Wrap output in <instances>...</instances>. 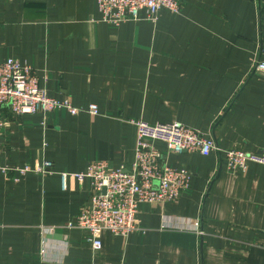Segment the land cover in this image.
<instances>
[{"label":"crops","instance_id":"1","mask_svg":"<svg viewBox=\"0 0 264 264\" xmlns=\"http://www.w3.org/2000/svg\"><path fill=\"white\" fill-rule=\"evenodd\" d=\"M156 22L101 20L96 0H0V62L31 66L50 96L99 114L61 108L12 116L0 135V163L46 173L0 172V264H264V165L227 170L219 150L172 152L192 172L190 188L163 203L141 202L140 229L101 234L68 227L92 193L94 161L130 166L132 120L183 122L221 149H264V75L253 62L264 45V0H180ZM199 222L202 233L195 231Z\"/></svg>","mask_w":264,"mask_h":264},{"label":"built area","instance_id":"2","mask_svg":"<svg viewBox=\"0 0 264 264\" xmlns=\"http://www.w3.org/2000/svg\"><path fill=\"white\" fill-rule=\"evenodd\" d=\"M104 22L119 24L127 20H138L142 11L152 22H156L159 13L166 8L179 12L180 0H96ZM253 71L264 75V45L260 47L253 62ZM65 108L71 114L88 112L99 114L96 104L77 107L66 99L50 96L45 87L40 86L34 69L10 57L0 62V135L8 123V115L22 116ZM8 112L10 114H8ZM137 129L135 157L130 166L124 164L111 167L106 161H94L84 171L61 172L62 187L66 189L68 176L79 181L90 179L92 193L74 222L68 227H77L88 232L89 240L95 251L102 248L101 234L108 230L114 235L127 237L140 229L137 219L141 202L163 203L177 199L190 188L192 172L186 167L175 168L164 159L161 150L155 147V141L165 142L175 153L197 151L209 155L214 150L225 156L227 170L245 171L251 164L264 165V149L248 152L243 148L221 149L211 135L183 122L150 123L142 119L132 120ZM53 162L45 160L33 168L2 165L0 172L8 174L17 170L22 174L28 171L46 173ZM195 231L202 233L199 222H195Z\"/></svg>","mask_w":264,"mask_h":264}]
</instances>
